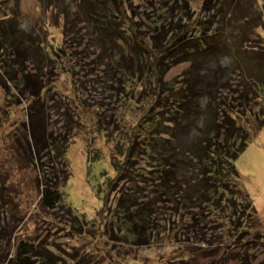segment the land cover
Here are the masks:
<instances>
[{"label":"rangeland","instance_id":"374dc122","mask_svg":"<svg viewBox=\"0 0 264 264\" xmlns=\"http://www.w3.org/2000/svg\"><path fill=\"white\" fill-rule=\"evenodd\" d=\"M126 1L135 36L142 38L152 30L148 15L153 13L150 10L156 0ZM222 1L191 0L192 16L174 20L173 27L164 31L163 38L168 40L172 34L181 37L189 36L191 31H206L215 33L211 34L213 40L204 44L216 48L218 45L213 42L224 40L221 46L228 45L232 56L226 48L219 61L211 64L213 68L219 67V63L228 67L225 75L229 74L226 80L230 86L227 92L222 90V95H229L228 102L230 96L233 100L237 97L231 107L243 98L248 100L244 103L246 107L251 104L252 115L249 107L236 108L242 110L237 121L252 134L264 123V93L258 91L259 79L256 80L259 75V78L263 76L264 66L261 72L255 71L264 64V58L259 56V53L264 54V0H224V7L231 5L232 9L225 11V15L221 12L213 15L214 6L220 7ZM2 3L0 18L12 17L13 25L28 35L38 34L37 39L49 48L53 61L47 73L49 88L41 93L42 107L37 108L41 112L37 113L35 122L42 121L43 117L47 134L55 137L56 143L62 142L68 173L67 181L65 177L58 180L62 203L55 210L47 209L40 203L42 191L36 181L39 169L23 152L28 150L31 141L29 106L34 100L17 90L8 93L2 86L4 71L0 66V221L11 226L8 228L13 229L16 244L19 241L35 243L38 251H47L55 264H242L229 262L232 257L227 252L233 246L239 252L238 258L246 253L253 264L264 263L261 241L242 248H238L239 243L230 246L233 235L226 228L227 219L217 210L210 206L203 209L191 206L187 210L172 208L160 194L153 193L155 181L147 176V167L150 170L151 164L145 153L136 154L132 162L124 165L123 178L130 176L127 180L117 176L113 163L125 160L130 145L142 150L148 146L149 139L160 138L164 132L153 126L156 118L164 125L159 115L164 110L157 107L161 91L157 74L152 83H145L146 89L141 80H131L127 89L120 80L110 94L99 87L102 74L100 68H96L99 64L93 60L95 51L89 49L91 41L85 32L86 24L78 21L75 26V18H70L76 15L71 12L76 8L84 15L81 19L85 22L82 0H3ZM67 13H70L67 19L71 30L63 31ZM66 32L69 33L66 35ZM251 40L252 45H249ZM65 46L69 50L61 49ZM240 51L251 56L252 61L239 56ZM178 53L182 50L167 56L171 61L174 55L179 62L170 68L164 80L172 87L181 84L178 82L189 67V63L177 58ZM4 56L2 48L0 58ZM163 58L164 55L160 59ZM167 68L165 64L163 69ZM236 167L241 175V187L258 213L257 223H248L251 236L244 238L255 239L256 234L264 238V128L252 135ZM137 174L142 176L135 178ZM111 179L113 184L109 183V187L112 186L105 187ZM5 182L8 187L1 188ZM2 190L5 202L1 201ZM122 192L130 199V204L143 205L138 210L153 204L149 211L150 223L138 233L129 222L132 231L126 235L124 218L117 212ZM101 196L106 200L105 209ZM35 262L43 264L38 258Z\"/></svg>","mask_w":264,"mask_h":264},{"label":"trees","instance_id":"16d2710c","mask_svg":"<svg viewBox=\"0 0 264 264\" xmlns=\"http://www.w3.org/2000/svg\"><path fill=\"white\" fill-rule=\"evenodd\" d=\"M223 1L220 7L214 6L213 15L215 13L218 15L220 12L225 15V11L229 12L232 9L231 5L225 8ZM2 2L3 0H0V11ZM155 2L156 5H153L150 10L153 13L148 15L152 30L142 38L135 36L134 24L129 20L126 0H82L80 5L82 7L83 4L85 5V22L81 19L84 15L76 8L72 11L68 10L76 15L64 14L66 25L63 31L71 30L68 16L71 19L75 18V26L78 21L86 24L85 32L91 41L89 49L95 51L93 60L99 64L96 68H100L102 74L98 82L99 87L111 94L118 81H122L127 89V86H131V80H141V83H144L142 87L145 86L146 89L148 85L145 83L150 84L155 80L156 74L159 76L161 91L157 97V107L164 110L159 114L163 117L164 125L162 126V123L158 121L160 119L156 118L153 126L164 132L161 133L160 138L153 137L154 142L149 139L148 146L145 145L141 148L142 150L138 146L130 145L125 160L121 163H113L117 176L123 178L124 165H127L129 161L132 162L131 158L136 154L145 153L151 164L150 170L147 167V176L155 181L151 191L157 196L160 194L165 202H170L172 208L175 206L187 210L191 206L199 209L210 206L212 210H217L227 219L226 228L233 235V238H230V246L232 243L235 245L239 243L238 248H242L259 241L264 246V238L261 234L254 235L255 239L244 238V236H251L248 223L256 224L258 213L253 201L241 187V175L236 167V161L246 151L252 135L261 131L264 123L252 134L249 133L237 121V115L242 110L236 107L239 106L241 109L249 107L248 111L252 115L251 104L246 107L244 103L248 100L242 97L243 99H239L240 102L237 101L238 105L231 107L237 97L233 100L230 96L231 99L228 102L229 95H222V90L227 92L230 86L229 81L226 80L229 74L225 75L228 67L218 62L219 67L213 68L214 65L211 63L216 62L217 59L219 61L223 50L227 48L229 51V46H221L224 40L213 42L218 45L216 48L204 44L208 43V40H213L211 34L215 32L191 31L189 36L185 34L176 37L177 34H172L168 40H164V31L173 27L174 20L192 16L191 0H156ZM249 20L247 17L246 22ZM12 22V17L0 18V49L3 48L6 53V57L0 58V66L4 71L1 77L2 86L8 93L11 90H17L23 96L34 100L29 106L31 141L28 143V139H25L28 150L24 149L23 152L27 154V159L39 169L36 181L42 191L40 203L49 210H55L63 200V195L57 188L59 177H65L66 181L68 179L65 169L66 150L62 142L56 143V138L47 134L43 117L42 121L35 122L37 113L41 112L37 109L41 106V93L49 88L47 73L53 61L49 48L37 39L38 34L28 35ZM207 29L211 30L210 26ZM67 33L69 32H66V35ZM24 37H28V40H24ZM169 42L170 46H168ZM249 45H252V40L249 41ZM163 47L166 49L163 50ZM61 49L69 50L67 46ZM178 50H182V53H178L177 58L181 57L183 62L189 63V67L183 72L182 80L178 82L181 84L172 87L164 80L170 68L179 62L175 60L174 55L171 61L167 56L170 52H178ZM238 54L246 57V61H252L251 56L248 57L241 51ZM163 55L164 58L160 59ZM260 55L264 58V54L259 53ZM207 56L209 58L206 60ZM229 56H232L231 51ZM165 64L168 68L164 70ZM262 66L264 64L256 67L255 71L261 72ZM259 77L260 75L256 79H259L258 91L264 93V74L261 78ZM253 95L251 94L250 97ZM137 176L142 175H134L135 178ZM112 182L113 179L109 180L105 187L110 188ZM109 183H112L110 187ZM146 184H149L147 179ZM3 187H8L6 182L3 186L1 185V188ZM5 196L2 190V202H5ZM124 198L127 199L122 192L117 212L122 213L124 218L126 235L128 231L129 234L132 231L130 225L138 233L145 229L147 223H150L149 211L153 204H148L144 208L145 211L138 210L143 205L130 204V199L125 201ZM100 199L103 200L105 209V197L101 196ZM129 222H131L130 225ZM0 226H2V229L0 228V264H36V258L43 264H55L47 255V251L45 253L38 251L35 243L19 241L16 244L13 229L8 228L11 227L10 225L7 226L0 221ZM234 248L235 246L229 248L227 252V255L232 257L230 263L236 261L242 264H253L252 261H248L246 253L238 258L239 252L237 248ZM246 250L248 248H245Z\"/></svg>","mask_w":264,"mask_h":264}]
</instances>
